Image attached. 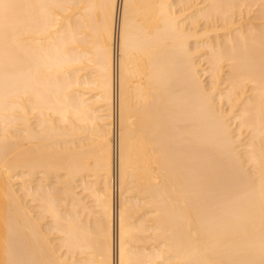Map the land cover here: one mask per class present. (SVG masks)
Returning a JSON list of instances; mask_svg holds the SVG:
<instances>
[{"label": "bare ground", "instance_id": "1", "mask_svg": "<svg viewBox=\"0 0 264 264\" xmlns=\"http://www.w3.org/2000/svg\"><path fill=\"white\" fill-rule=\"evenodd\" d=\"M0 264H264V0H0Z\"/></svg>", "mask_w": 264, "mask_h": 264}]
</instances>
